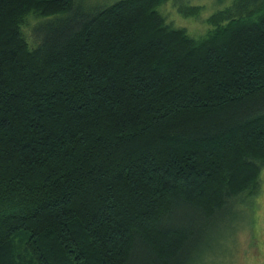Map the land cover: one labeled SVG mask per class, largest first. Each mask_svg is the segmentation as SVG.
<instances>
[{"label":"trees","instance_id":"trees-1","mask_svg":"<svg viewBox=\"0 0 264 264\" xmlns=\"http://www.w3.org/2000/svg\"><path fill=\"white\" fill-rule=\"evenodd\" d=\"M167 1L0 0V264H171L190 212L205 227L257 198L264 0L200 39Z\"/></svg>","mask_w":264,"mask_h":264},{"label":"rangeland","instance_id":"rangeland-1","mask_svg":"<svg viewBox=\"0 0 264 264\" xmlns=\"http://www.w3.org/2000/svg\"><path fill=\"white\" fill-rule=\"evenodd\" d=\"M118 1L121 0H74L75 14L111 6ZM232 3L233 0H168L159 11L166 24L200 39L213 29L208 22L210 17ZM73 17L60 27L69 24ZM42 22L33 15L26 20L23 32L31 46L39 43L36 28ZM261 181V191L254 202L232 206L230 211L205 227L200 226L203 219L196 212H190L191 220L183 218L184 225L194 231L188 241L191 246L171 264H264V170Z\"/></svg>","mask_w":264,"mask_h":264}]
</instances>
